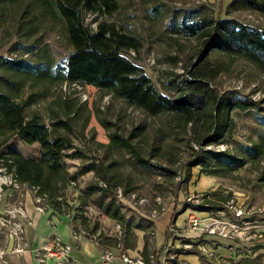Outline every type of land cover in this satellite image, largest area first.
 <instances>
[{"label":"rangeland","instance_id":"374dc122","mask_svg":"<svg viewBox=\"0 0 264 264\" xmlns=\"http://www.w3.org/2000/svg\"><path fill=\"white\" fill-rule=\"evenodd\" d=\"M115 1L117 9L114 12L92 14L85 11V21L91 27L100 20L114 22L120 32L136 37L138 47L130 49V54L144 67L156 88L170 96L175 95L176 91L171 80L177 82L191 78L190 72L202 65L198 60V53L204 48L203 38L178 35L168 30L169 21H179L184 9L205 4L206 12L210 11L214 17H234L264 30V13L250 9H230L229 12L227 7L231 0ZM36 40L47 44L56 61L65 60L72 51L63 21L44 14L39 0H16L0 4V56L30 58L29 53H22L13 45L17 42L30 44ZM204 59H207L206 67L203 68L207 75L204 80L210 88L219 92L237 90L253 100L264 98V74L247 60L218 51L208 52ZM214 71L215 76L210 77ZM0 74L19 82V87L12 90L0 85L2 90L11 94L18 102L23 103L28 97L34 96L32 103L24 106L28 117L37 113L46 124H50L54 116L71 119L74 130L69 136L73 145L66 151L69 155L64 158L68 184L61 190V210L56 212L72 224L73 236L82 231L95 236L99 232L117 233L115 227L119 222L106 215L102 209L103 204L116 193L114 190L122 191L121 197L115 195L116 200L124 206L122 211L125 216L136 214L152 220L166 209L172 208L181 213L184 204L189 202L188 197L210 191L217 192L219 196L227 195L233 207L243 210L244 217L243 222L235 219L228 214L227 208L224 209V214H210L211 216L216 215L215 218L223 223L237 222L240 234L238 239L250 242L252 246L264 244V154L253 160L245 152V146L257 142H262L264 149V125L255 120L253 111H231L235 127L227 139L222 143L203 147L227 150L240 159L232 165L234 170L227 176L212 175L217 179L216 187L197 192L194 187L203 173L200 172L199 165L189 167L185 164L202 146L195 138L204 132V121L199 120L185 133L176 122L170 121L169 115H148L141 108L129 105L123 99L91 85L83 87L88 98L80 100L71 85L63 89L60 83L33 81L5 70H0ZM261 104L264 106V102ZM101 120L111 122L112 126L107 130L102 126ZM113 130L125 136L134 130L136 137L132 139V143L142 155L152 162L176 170L174 177H166L137 164L124 148L110 143L108 133ZM188 142L195 150L189 147ZM16 144L28 156L39 153L38 143L16 141ZM0 147H4V144ZM90 162L107 168L112 192L95 187L87 190L88 185L103 184L95 170H85L86 164ZM196 170H199L197 177L190 183L184 182L187 174H196ZM29 196L36 211L55 210L43 198L35 196L31 187L18 182L12 171L0 165V246L6 245L12 235V251L18 247L23 248L24 228L31 223L24 206V199ZM203 202L190 200L191 204ZM18 206L21 207L19 213L16 210ZM186 209L206 212L193 207ZM193 214L199 217L196 213ZM206 216L203 215V218ZM18 224L22 227V232L18 231L15 235ZM94 227H97V231L92 233ZM149 232L150 230L146 231L148 234ZM170 233L173 231L169 229ZM53 236L54 234L45 244ZM127 240L134 242L136 234L127 236ZM102 252L103 248L101 254ZM170 253L175 252L171 250ZM168 260L171 257L165 259L164 263L169 264ZM253 264H260V261Z\"/></svg>","mask_w":264,"mask_h":264},{"label":"trees","instance_id":"16d2710c","mask_svg":"<svg viewBox=\"0 0 264 264\" xmlns=\"http://www.w3.org/2000/svg\"><path fill=\"white\" fill-rule=\"evenodd\" d=\"M15 1L0 0V4ZM39 2L44 14L63 21L72 51L65 60L56 61L47 44L40 40L30 44L17 42L13 46H17L22 53H29L31 57L0 56V70L33 81L58 84L66 80L94 86L111 93L116 98L123 99L129 105L141 108L148 115H169L170 121L176 122L185 133L202 120L205 123L204 132L195 138L202 146L185 165L189 167L199 165L200 172L206 175L227 176L233 172L232 165L240 158L227 150L203 147L222 143L227 139L235 127L230 116V112L235 109L253 111L255 120L264 125V106L261 104L264 98L253 100L249 95L237 90L219 92L215 88H210L204 80L207 78L203 71L207 63L204 57L210 51L240 57L264 74L263 29L234 17H214L210 11L206 12L205 4L184 9L179 21L176 22L175 19L169 21L168 30L178 35L203 38L204 48L198 53V60L202 65L190 72L191 78L177 82L171 80L176 91L175 95L170 96L156 88L144 67L130 54V49L138 47L136 37L120 32L114 22L100 20L91 27L85 21V11L92 14L114 12L117 9L115 0H39ZM230 9H250L264 13V0H231L227 11L230 12ZM213 76L215 71L210 75ZM18 83L0 74V85L8 90L17 89ZM33 97H28L23 103L18 102L0 87V139L2 138L0 146L4 144V147H0V165L12 171L18 182L31 187L35 196L43 198L56 211H60L62 201L59 195L68 184L64 158L69 155L66 151L73 145L69 135L74 128L70 118L54 116L50 124H46L37 113L28 117L24 112V106L32 103ZM101 124L107 130L112 126L111 122L106 120H101ZM134 130L127 136L118 133L117 130L109 132L110 143L124 148L140 166L169 178L174 177L176 170L152 162L142 155L132 143V139L136 137ZM16 141L26 144L38 143L39 153L35 156L24 154L17 147ZM188 145L195 150L190 142ZM245 152L251 159L256 160L264 154L263 143H251L245 146ZM85 170H95L103 181L100 186L88 185L87 190H92L94 187L105 192L111 190L106 167L90 162L86 164ZM190 175L187 174L184 182L189 181ZM115 194L103 204L102 209L123 228L122 250L125 251L126 248L133 246L126 241V237L134 236V229H140L144 231L141 257L148 261L149 255L152 254L156 258V252L148 250L149 236L151 238L154 236L153 221L136 214L125 216L122 211L124 206L116 200ZM214 195L217 197L215 198ZM201 198L204 201L201 204H191L188 200L181 212L188 207L208 212L223 210L229 201L227 195L219 196L217 192L210 191L201 193ZM178 214L179 212L173 211L170 228L175 225ZM147 230H150L149 234L146 233ZM96 231L97 227H94L92 233ZM87 234L89 235L88 232ZM96 238L98 245L103 249L116 247L119 243L116 234L99 232L96 233ZM183 242L190 240L184 239ZM172 261L177 262L176 258H172Z\"/></svg>","mask_w":264,"mask_h":264},{"label":"crops","instance_id":"0c3cea01","mask_svg":"<svg viewBox=\"0 0 264 264\" xmlns=\"http://www.w3.org/2000/svg\"><path fill=\"white\" fill-rule=\"evenodd\" d=\"M198 171L196 170V174L190 175L188 183L193 181L194 177H197ZM217 185L218 182L215 177L202 174L194 188L197 192H203L207 188L213 189ZM24 202L25 213L31 219V223L25 225L24 228V245L21 252L12 251L14 237L10 235L7 244L0 246L5 251L6 263L4 264H39L33 256V250L45 244L49 240L48 238L54 233H57L62 241L72 246L71 255L77 259L79 264H101L100 256L102 248L96 240L92 239V236L84 231L73 236L72 224L66 218L59 215L56 210H53V212L36 211L30 196L26 197ZM172 212V208L166 209L160 215L154 217L153 220L151 218L154 223V236L153 238H149L148 250H154L156 252L159 263L164 262L165 259H169L171 256L170 251L172 250L176 253L174 258H176L177 262L172 261L171 258V260H168L169 264H253L255 261H260V264H264V244L252 246L250 242L238 239L240 237L239 232L227 236L206 232L203 235H201L202 233L200 235L195 233L197 236L195 238H191L189 233L185 234L189 222L188 218L191 214L196 213L199 216L200 224L203 226L210 223L212 218H215L216 215L211 216L210 214H216V211L198 212L196 210L186 209L177 215L175 231L170 234L168 232V238H166V232L170 229ZM203 215L207 216L203 218ZM197 231L200 232V229L198 228ZM134 233L136 234V240L134 242L127 240L126 237V241L133 246L126 248L124 251L128 257L133 259L141 257V251L144 247V231L134 229ZM175 235L177 236L175 237ZM184 239H189L193 243L202 241L208 253L201 254L197 249L183 248L182 244ZM116 254L118 253L116 252ZM46 264L54 263L51 259H48ZM111 264L126 263L117 255Z\"/></svg>","mask_w":264,"mask_h":264},{"label":"built area","instance_id":"2783aa9c","mask_svg":"<svg viewBox=\"0 0 264 264\" xmlns=\"http://www.w3.org/2000/svg\"><path fill=\"white\" fill-rule=\"evenodd\" d=\"M61 87L65 89L67 85L72 86V90L75 91V95L77 98L80 100H86L88 98L87 92L83 90L84 86H89L87 84H82L77 81L73 82H68L66 80L60 82ZM117 197L122 196V191L121 190H115ZM188 200L194 201V202H199L202 200L201 194H198L194 197H188ZM232 201H228L225 204V208L229 211L228 214L230 216H233L243 222V210L238 209L236 207H233L231 204ZM21 209L20 206L16 209L17 212L19 213V210ZM7 213V211H6ZM216 213H219L218 215L224 214V209L223 210H218ZM6 215V214H5ZM189 222L187 224V230H185V234H190L189 236L191 238L197 237L196 234L203 235L204 232L206 233H216L218 235L222 236H227V235H234L237 234L238 231V224L237 222H225L217 219V218H212L211 222L205 225L200 224V220L195 217L193 214L189 216ZM18 228L15 227V232L14 234L17 235L19 232H22V227L17 225ZM198 228L200 229V232H198ZM116 232L117 237L119 238V243L116 245V247L113 248H104L103 252L100 256L101 259V264H111L113 262V259L118 255L126 264H157V258L153 256L152 254L149 255V260L146 261L142 257L138 258H130L128 257L125 252L122 250V239L124 238V231L123 228L120 224H116ZM170 230L175 231L174 228H170ZM196 233V234H195ZM112 234V233H111ZM93 238H96L95 235H90ZM19 238H22L21 236ZM195 246H193V242H183L182 247L185 249H197L199 253L207 254L208 250L204 246V243L202 241H198L194 243ZM21 248L18 247L15 249V252H21ZM72 251V246L60 238V236L57 233H54V236L50 239V241L46 244H43L41 247L33 250V256L35 259L38 261L39 264H46L48 259H51L54 264H79L77 259L74 258L71 255ZM116 252L118 254H116ZM176 253L171 254V258L174 257ZM6 263V258H5V251L0 248V264ZM159 264H165L164 262L159 263Z\"/></svg>","mask_w":264,"mask_h":264}]
</instances>
